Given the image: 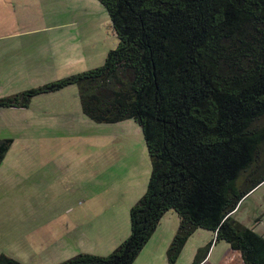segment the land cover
Returning <instances> with one entry per match:
<instances>
[{"label":"trees","instance_id":"trees-1","mask_svg":"<svg viewBox=\"0 0 264 264\" xmlns=\"http://www.w3.org/2000/svg\"><path fill=\"white\" fill-rule=\"evenodd\" d=\"M97 1L119 41L104 65L0 99V110L24 109L75 85L88 119L134 120L143 132L152 172L131 235L106 257L60 264H134L169 212L180 218L169 264L197 230L216 237L193 264L215 242L264 264V237L231 216L264 183V0ZM12 145L0 141V167Z\"/></svg>","mask_w":264,"mask_h":264},{"label":"crops","instance_id":"crops-1","mask_svg":"<svg viewBox=\"0 0 264 264\" xmlns=\"http://www.w3.org/2000/svg\"><path fill=\"white\" fill-rule=\"evenodd\" d=\"M34 1L37 0H0V90L6 92V95L0 99L28 91L22 86L27 83L32 84L33 75L42 77L49 70V76L56 64L62 63L63 66L72 68L77 63L75 62L77 54L61 52L60 49L54 50L53 47L49 50L50 42L61 46L63 39L60 33L61 26L55 25L52 28L37 29V31L19 30L21 27L17 20L18 12H31L38 7L30 5ZM29 33L46 38L40 40L41 43L34 47L35 50L28 44L24 49L13 44V39ZM49 82L45 81L43 84H49ZM67 106L60 107L57 113L42 108L34 111L32 104L24 109L0 110V119L10 120V122L5 120L3 124L0 122V125H5L8 128L5 130L10 132L23 134L20 139H17V136L12 139H0V141L13 142L0 167V256L5 255L19 262L23 261V264H60L79 254L108 256L129 237L130 230L126 226L120 235H115L109 241L107 232L102 228L113 225L110 218L102 224L91 223L85 218V221H81L77 218L83 216H77L74 207L63 208L57 203L54 205L50 203L48 206L34 205L32 202L35 197L42 201V197L61 196L63 182L69 177L77 180V157L46 159L18 156L15 154L17 149L15 143L17 140L26 141L27 144L22 147L28 148V144H38L53 139L67 144L72 142L71 138H75L74 144H89L86 136L78 134L81 128L77 127V117L85 121V116L82 117L83 115L79 114L82 110L80 108L73 110ZM49 131L61 133V138L57 135L50 140L47 135ZM76 185L77 183L73 188H76ZM244 201L231 215L241 224L243 223L236 216ZM115 225L118 229L117 224ZM179 226V216L175 212L167 213L134 264L142 261L151 251L159 253L161 257L165 255L168 261L167 252ZM101 237H105L107 241L101 251L85 249L87 241L91 243ZM215 237L214 233L197 230L186 243L176 264L185 257L188 259L186 264H193L199 250L214 241ZM221 243L224 242L213 244L202 264H211L214 255H217L219 259L224 252L227 255L219 259V264H245L239 252L234 250L230 252L228 248L220 246Z\"/></svg>","mask_w":264,"mask_h":264},{"label":"rangeland","instance_id":"rangeland-1","mask_svg":"<svg viewBox=\"0 0 264 264\" xmlns=\"http://www.w3.org/2000/svg\"><path fill=\"white\" fill-rule=\"evenodd\" d=\"M30 5L38 7L29 13L18 12L17 14L21 27L19 30L37 31V29L52 28L55 25L61 26L60 33L63 38L61 46L50 42L49 50L53 47L54 50L60 49L61 52L77 54L75 55L77 63L72 68L65 67L62 63L56 64L49 76V70L42 77L33 75V83L22 86L25 90L44 86L45 81L52 83L102 67L108 53L114 50L119 43L108 13L97 0H37ZM44 38L38 34L29 33L13 39V44L22 49L28 44L35 50L34 47L39 46L40 40ZM3 95H6V92L0 90V97ZM66 98L67 101H65ZM31 104L34 111L42 108L57 113L60 107L67 106V104V107L73 110L77 108L82 110L79 88L75 85L56 93L38 96L32 100ZM79 114L83 115L82 117L85 116L83 111ZM84 118L85 121H82L77 117V127L81 128L78 134L86 136L89 144H74L75 138H71L72 142L62 144L61 140H51L57 135L61 138V133L57 134L52 131L47 133L51 141L28 144V148L22 147L27 144L26 141L17 140L15 143L17 148L15 154L18 156L26 155L46 159L77 157V180L68 176L69 178L63 182L61 196L42 197V201L35 197L32 202L34 205L48 206L50 203L53 205L57 203L63 208L74 207L77 216H83L77 218L81 221L87 219L91 223L102 224L110 218L114 226L102 228L107 232L109 241L115 235H120L126 226L130 230V236V210L145 194L152 172L143 132L134 120L107 125L97 124L86 116ZM5 120L10 122L8 118L0 119V122L3 124ZM2 124L0 125V139L23 137L20 132L13 133L5 130L7 127ZM2 128L4 130H1ZM45 142L51 144H43ZM76 183V188H73ZM250 195L249 198H245V201L243 200L236 217L243 225L254 228L255 233L264 236V184ZM100 239L91 243L87 241L85 249L101 251L107 241L105 237ZM220 246L232 252L229 244L224 242ZM225 255H227L226 252L221 257ZM217 257V255L213 256L211 264H219L221 257L219 259ZM187 262L188 259L185 257L178 264ZM138 264L169 263L165 255L161 257L159 253L151 251Z\"/></svg>","mask_w":264,"mask_h":264}]
</instances>
